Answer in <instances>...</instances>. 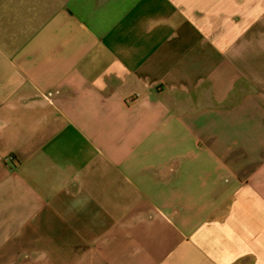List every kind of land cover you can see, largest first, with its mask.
Wrapping results in <instances>:
<instances>
[{
  "label": "crops",
  "instance_id": "0c3cea01",
  "mask_svg": "<svg viewBox=\"0 0 264 264\" xmlns=\"http://www.w3.org/2000/svg\"><path fill=\"white\" fill-rule=\"evenodd\" d=\"M0 264H264V0H0Z\"/></svg>",
  "mask_w": 264,
  "mask_h": 264
}]
</instances>
